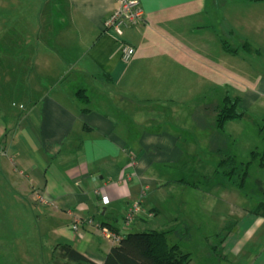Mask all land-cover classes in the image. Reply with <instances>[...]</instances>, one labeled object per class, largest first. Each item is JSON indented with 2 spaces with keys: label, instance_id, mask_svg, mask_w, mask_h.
<instances>
[{
  "label": "crops",
  "instance_id": "0c3cea01",
  "mask_svg": "<svg viewBox=\"0 0 264 264\" xmlns=\"http://www.w3.org/2000/svg\"><path fill=\"white\" fill-rule=\"evenodd\" d=\"M52 2L32 0V20L13 11L22 23L11 28L16 68L5 81L19 102L0 122V200L28 206L48 264L56 245L102 264L118 241L101 228L123 237L143 222L169 230L170 243L207 241L198 256L176 243L190 264H264V215L237 204L244 186L217 168L221 154L237 159L245 113H264V0H138L142 20L122 35L128 61L103 28L115 0ZM225 96L244 116L217 129ZM134 202L152 215L124 225Z\"/></svg>",
  "mask_w": 264,
  "mask_h": 264
},
{
  "label": "rangeland",
  "instance_id": "374dc122",
  "mask_svg": "<svg viewBox=\"0 0 264 264\" xmlns=\"http://www.w3.org/2000/svg\"><path fill=\"white\" fill-rule=\"evenodd\" d=\"M31 1L22 0L21 5H19L20 3L18 4L15 0H0V33L5 27L9 28V38H0V122L4 120V117L17 110L19 102L18 98L11 93L9 86L11 81H5L6 76L10 78L14 76V69L16 68L13 58L14 52H17L18 49L13 48L9 44L12 41L11 28L13 24L22 23L16 19L17 14L13 13V11L15 9H25L31 14L26 16V19L28 20L30 17L32 20L34 8H39V6H33ZM60 2L61 0H53L52 3L56 6ZM263 114L256 107L246 112L241 119L242 122L240 123L243 124V131L239 129L238 143L235 147L237 148L238 161H250L248 150L261 151L264 147V133L259 130V126L254 125V122L264 116ZM259 131L261 132L260 134L258 133ZM217 161L213 160V162ZM1 163L2 161L0 160V166ZM260 173L258 160H253L250 164L243 190L236 188L232 190H238L239 193L244 194V200H239L237 204L249 207L264 201V195L260 193L257 183ZM30 216L28 206L13 207L9 201L3 202L0 200V264H48L44 253L49 247L48 242L43 237V231L40 232V226H36L33 222L34 219H30ZM149 226H151L150 222H143L133 228H138L139 232H144L146 229L140 228H150ZM195 237L192 235L189 240H182V235L177 234V236H171V239L176 238L175 242L172 241V243H186L187 250L195 249V255L198 256L199 249H203L207 241L198 240Z\"/></svg>",
  "mask_w": 264,
  "mask_h": 264
},
{
  "label": "trees",
  "instance_id": "16d2710c",
  "mask_svg": "<svg viewBox=\"0 0 264 264\" xmlns=\"http://www.w3.org/2000/svg\"><path fill=\"white\" fill-rule=\"evenodd\" d=\"M224 50L234 53L235 50L222 41ZM247 46V45H246ZM74 95L87 103L84 89H78ZM238 97L225 96L216 109L215 124L221 129L229 120L244 116V112L237 109ZM264 133V119L258 125ZM250 161H238L234 155L221 154L217 164L218 170L237 188L245 185L250 164L258 160V165L264 163V147L261 151L252 150L249 153ZM251 213L264 215V201L259 202L250 210ZM168 232L147 230L144 232L128 233L121 237L117 244L110 249L102 264H190V254L180 250L178 244L170 243ZM52 264H96L68 245H56L53 248Z\"/></svg>",
  "mask_w": 264,
  "mask_h": 264
},
{
  "label": "built area",
  "instance_id": "2783aa9c",
  "mask_svg": "<svg viewBox=\"0 0 264 264\" xmlns=\"http://www.w3.org/2000/svg\"><path fill=\"white\" fill-rule=\"evenodd\" d=\"M118 4L113 13L107 17L103 22V28L105 31L111 32L114 34V37L117 40L121 57L124 61H128L134 54V48L123 41V29L134 25L142 20L143 12L140 8L138 0H115ZM44 203L46 202L42 197H36ZM151 213H145L143 209L140 207V204L134 202L130 204L127 208L125 217H124V225H129L135 218L141 217H150ZM89 224L90 220L87 221ZM77 219H74V224L72 228L77 231L78 227ZM99 228V227H98ZM100 229V228H99ZM101 232L103 236L106 238L113 239L118 241L121 238L120 234H114L108 229L101 228Z\"/></svg>",
  "mask_w": 264,
  "mask_h": 264
}]
</instances>
